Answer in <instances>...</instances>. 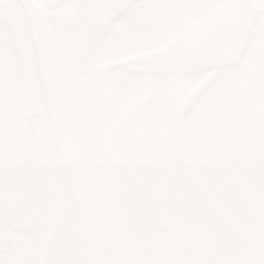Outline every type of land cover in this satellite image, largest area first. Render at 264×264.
Wrapping results in <instances>:
<instances>
[{
  "label": "flooded vegetation",
  "instance_id": "1",
  "mask_svg": "<svg viewBox=\"0 0 264 264\" xmlns=\"http://www.w3.org/2000/svg\"><path fill=\"white\" fill-rule=\"evenodd\" d=\"M26 1L77 179L61 263L264 264V0ZM24 2L0 0V264H39L53 206Z\"/></svg>",
  "mask_w": 264,
  "mask_h": 264
},
{
  "label": "water",
  "instance_id": "2",
  "mask_svg": "<svg viewBox=\"0 0 264 264\" xmlns=\"http://www.w3.org/2000/svg\"><path fill=\"white\" fill-rule=\"evenodd\" d=\"M14 6L15 10L12 3L11 6L5 3L1 7L6 10L4 15L10 22L15 41L20 45L19 60L27 105L32 102L31 97H37L54 174L49 234L39 264H62L68 246L73 245L77 229L76 174L53 89L45 27L38 12L26 0L24 3H14Z\"/></svg>",
  "mask_w": 264,
  "mask_h": 264
}]
</instances>
